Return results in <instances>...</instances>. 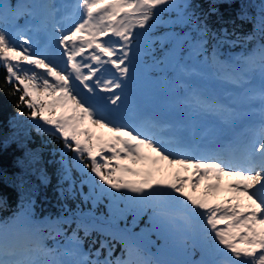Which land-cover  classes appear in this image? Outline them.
<instances>
[{
	"label": "snow or ice",
	"instance_id": "6c2138e0",
	"mask_svg": "<svg viewBox=\"0 0 264 264\" xmlns=\"http://www.w3.org/2000/svg\"><path fill=\"white\" fill-rule=\"evenodd\" d=\"M228 2L206 0L207 10L198 12L193 0H0V67L13 86L8 95L21 93L15 106L30 110L26 115L37 133L62 141L54 189L60 213L35 220V193L25 191L21 212L0 220V264H264V3L252 15V31L236 36L235 30L217 32L208 23L214 15L222 19L220 6ZM247 7L237 19L248 21ZM164 13L175 17L164 19ZM21 17L23 29L16 24ZM157 25L168 31L153 36ZM230 35L236 39L230 41ZM38 40H46L43 48ZM237 42L254 46L221 60L220 46ZM206 46L211 47L206 61L222 70L234 92L212 100L193 95L189 106L231 128V137L208 146L156 121L129 122L126 89L138 62L149 57L162 64L185 48L199 56L208 53ZM157 50L164 51L163 59L156 60ZM67 100L73 102L72 114L54 115L57 106L67 109ZM85 118L112 137L94 140L81 126ZM164 162L176 169L172 179L155 178ZM32 163H39L38 154H32ZM38 171L47 187L51 177L46 169ZM225 177L233 195L214 202ZM202 182L201 195H193ZM105 197L107 213L98 214ZM129 213L132 227L121 228L119 221ZM142 214L166 247L171 241L174 258L146 255L143 231H133ZM85 238H92L87 251ZM117 243L120 255H114Z\"/></svg>",
	"mask_w": 264,
	"mask_h": 264
},
{
	"label": "trees",
	"instance_id": "16d2710c",
	"mask_svg": "<svg viewBox=\"0 0 264 264\" xmlns=\"http://www.w3.org/2000/svg\"><path fill=\"white\" fill-rule=\"evenodd\" d=\"M240 2L233 0L220 6V14L222 19L212 16L208 23L210 26L227 27L230 30L231 21L234 29L250 31L252 26L249 18L248 21L237 19L240 10ZM246 2H248L246 0ZM196 5H200L198 11L207 10L206 0H195ZM7 73L3 67H0V191L2 195H6L9 202H12L18 194L19 185L25 183V180L32 179L33 183L40 184L38 179V169H46L51 177V183L44 188L47 192L52 191L56 187L57 175L56 167L53 161L49 163L46 154V147L39 141L33 130L26 121L27 113L30 111L25 106L21 109L16 108V103L21 95L17 92L13 96L8 93L12 91V84L5 82ZM24 111V116H18V111ZM38 154L39 163H32V154ZM53 189V190H52ZM71 202V201H70ZM72 203V202H71Z\"/></svg>",
	"mask_w": 264,
	"mask_h": 264
},
{
	"label": "rangeland",
	"instance_id": "374dc122",
	"mask_svg": "<svg viewBox=\"0 0 264 264\" xmlns=\"http://www.w3.org/2000/svg\"><path fill=\"white\" fill-rule=\"evenodd\" d=\"M230 1H233V0H230ZM238 1L244 2L245 0H238ZM247 1L250 2V3L249 4H245V2H244L243 6L244 5H247L248 6L247 7V11H248V13H249L250 16H252L254 13H258L259 12V8H260V5L262 3H264V0H247ZM2 2L5 3V4H8V3H11L12 0H2ZM18 2H19V0H17V3ZM46 99H48V98H46ZM66 104L68 106L67 109H64V108H61V107L57 106L54 115L59 116L62 113L64 115H66L69 112H71L72 111V108H73V102L67 100L66 101ZM45 114H49V113L46 111ZM89 122L90 121H88L87 118H85L84 123H86L87 125H89ZM93 128H96V133H95L96 137L99 135V133H101L104 130V128H100L98 126L92 125L91 122H90V130L92 131ZM107 137L108 136H104V137H102V139L103 140H106ZM81 138H83V137H81ZM160 167H161V171L160 172H157L156 173V176H158L160 179H166V180L167 179H171L170 177H165L164 176V167L163 166H160ZM173 168H175V167H173ZM203 188H204V183L202 182L201 185H200V189L197 192L192 193V194L199 197L201 195V193L203 192ZM187 190L191 193V185L190 184H189Z\"/></svg>",
	"mask_w": 264,
	"mask_h": 264
}]
</instances>
